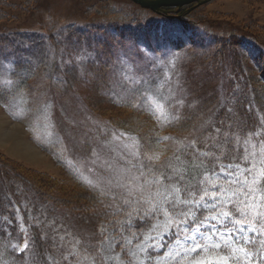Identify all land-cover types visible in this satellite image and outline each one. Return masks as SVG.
Instances as JSON below:
<instances>
[{
  "label": "rangeland",
  "instance_id": "374dc122",
  "mask_svg": "<svg viewBox=\"0 0 264 264\" xmlns=\"http://www.w3.org/2000/svg\"><path fill=\"white\" fill-rule=\"evenodd\" d=\"M201 5L198 13L189 22H185L179 20V15L176 14H171V18L151 15V12L156 11L133 0H0V33L46 29L50 22L55 23V30L64 26L65 32H68L69 24H78L76 21L88 19L87 16L93 15L97 8L102 19H111L107 12H122L126 20L135 21L131 25L124 23L117 27L106 19L109 25L106 30L93 32L105 38V41L110 40L106 45L108 44L107 47L116 56L107 80L94 79L96 73L94 74L88 63L93 59V47L83 45L76 51L72 48L69 51L68 40L58 47L56 79L64 82L58 83L60 86L54 96L49 92L46 104L35 108L26 102L22 93L14 109L19 117L32 122V128L41 140L48 141L58 136L62 138L66 163L87 182L106 192L104 204L110 206L111 210L107 214L101 212V207L97 208L99 204L87 215L76 217L69 212L59 214L51 210L50 206L47 208L46 205H33L31 198L23 196L21 190L27 187V180L7 161L13 162L15 166L14 162H22L41 170V173L52 177V180H64L66 183H70V180L66 170L35 143L27 123L16 120L0 103L2 164L9 169L10 181L22 194L23 203L34 218L33 223L44 229V236L51 238L57 244L59 253L71 258L73 264H139L137 256L143 259L135 247L138 241L132 236L138 230L133 228L129 231L124 225L127 216L124 212L117 211L123 207L122 200L126 195L122 188L116 187L127 180V174L120 170L130 169L133 174L139 175L141 169L138 166L145 165L140 154L132 155L133 151L139 152L140 140L135 133L117 127L115 129L114 126L115 130L108 132L106 125L91 109L110 118L112 114L130 113L128 107H119L122 100H130L145 117L150 115L161 122L179 118L190 107L185 105L188 104L186 98L191 95L209 90L225 93L226 84H212L205 73H195L194 69L197 67H194L193 62L183 60V54L176 49L181 44L191 46L195 39H208V32L201 31V28L207 30V27L214 26L218 30L237 32V49L253 68L252 74L264 78V41L260 44L246 35L255 33L264 40V0H211ZM184 6L192 7L190 4L182 7ZM190 8L187 11L192 10ZM119 15L114 16L119 18ZM11 62L2 61L7 66H11ZM6 68L0 74V82L9 83L10 68ZM65 83L68 85H64ZM98 124L104 128L102 131L97 127ZM94 132L96 135L92 137ZM262 133L263 130L258 129L244 139L249 151L257 154V162L264 160ZM85 138L90 140L91 149L84 142L80 144ZM74 142L79 144L76 149H73ZM133 145L135 148L130 150ZM173 146L176 148V143ZM179 158L176 157L174 165L171 166L172 171L181 170L182 160ZM142 170L145 173L148 171L146 167ZM154 173L157 176L165 175L155 171ZM221 178H224L223 174ZM259 187L264 189V179ZM257 195L264 197V192ZM3 218L11 219L8 216ZM210 227L211 225L204 224L201 230ZM9 228L6 224L8 233H11ZM22 228L27 230L25 224ZM144 231L147 232L146 229ZM73 249L79 253L76 259L69 255ZM150 254L156 264H177L176 261L168 259L167 248L155 249ZM2 256L0 252V264H3ZM103 257L111 259L105 260ZM229 261L230 264H243L242 259L234 257H229Z\"/></svg>",
  "mask_w": 264,
  "mask_h": 264
},
{
  "label": "trees",
  "instance_id": "16d2710c",
  "mask_svg": "<svg viewBox=\"0 0 264 264\" xmlns=\"http://www.w3.org/2000/svg\"><path fill=\"white\" fill-rule=\"evenodd\" d=\"M201 6L190 11H187L190 6L181 8L164 6L162 13L151 12V15H165L171 18L176 14L179 15L177 16L179 20L189 22V19L198 13ZM98 9H95L94 14L90 17L87 16L88 19L81 22L76 21L78 24L75 22L69 24L68 32H65L64 26L60 27V30H55V23L50 22L46 29L0 33V74H3L6 67L10 68L11 80L9 83L0 82V91H2L0 103L16 120L27 123L32 139L66 170L70 183H66L64 180H52V177L41 173V170L34 169L22 162H14L16 166L13 165V162L7 161V163L27 180V187L23 188L21 193L23 196L27 195L31 198L30 201L33 205H46L47 208L50 206L51 210H55L59 214L69 212L76 217L90 214L97 204H99L97 208L101 207V212L107 214L110 206L104 204L105 198H107L106 192L97 187L90 188L89 182L66 163V153L60 136L48 141L41 140L32 128V122L22 116L19 117L14 109L22 93L25 95L26 102L35 108L46 104L49 92L52 93L51 96H54L57 87L60 86L58 83L64 82L56 79L58 47L68 40L69 51L70 48L76 51L83 45L93 47V59H90L88 63L94 74L96 73L94 79L107 80L111 66L116 61V56L113 50L107 47L108 44L106 45V42L110 40L106 39L105 41V38L103 39L93 32L106 30V27L109 26L106 19L117 27L124 23L131 25L135 21L126 20L122 12L115 13L114 11V14L106 13L107 16L110 15L111 19L109 17L102 19ZM115 14H120L119 18L115 17ZM200 30L207 31L206 35L209 38L195 39L191 42V46L181 44L176 49L183 54V60L188 63L193 62L194 67H197L194 69L195 73H205L212 84H226L225 93L209 90L191 95L192 97L188 95L190 99L186 98L188 104L185 106L190 107L179 115L178 119L161 122L151 118L150 115L145 117L130 100H122L119 106L121 108L128 107L130 113L112 114L109 116L110 118L97 114L91 109L92 113L106 125L108 132L117 127L129 130L138 136L140 140L139 154L147 170L151 168L153 172L171 175V166L179 156V159L182 160L180 162L181 171L190 184L198 183L202 177L203 165L207 164L209 160L207 157H199L191 149L185 151L190 141H195L196 148L200 151H207L214 142H222L225 133L229 137L235 136L240 139V145H236L233 140L232 146L224 148L227 158L220 157V162H234L238 160H234L233 157H242L244 154L242 149L246 147L245 138L253 135L258 129H262L264 133V78L252 74L253 68L237 49L239 34L231 30H218L214 26L213 28L207 27V30L204 28ZM246 35L257 43L261 44V41H264L255 33ZM262 45L264 46V44ZM1 59L11 60V66L2 63ZM63 79L65 80V78ZM97 127L100 131L104 129L101 128V124H98ZM217 128L220 129L219 134L216 132ZM95 135L94 132L92 137ZM262 137L264 138V136ZM82 142L91 149L90 140L85 138L80 141V144ZM173 143H176V148ZM78 145L74 142L73 149H76ZM213 151L215 156H220L219 151ZM1 155L3 154L0 153V195L10 196L16 207L20 208L23 203L22 194L15 189L13 182L10 181L9 169L4 163V165L2 164ZM148 157H153V159L148 160ZM5 204L10 209L6 200ZM4 216L11 218L10 210L6 211ZM3 217L0 219H4ZM20 217V225L17 228H9L11 233H8L6 224L0 227V252L3 254V264H73V261H70L71 258H68L67 261L64 259L65 255L59 253L57 244L53 243L51 238L44 236L43 228L28 226L23 208H20ZM77 221L79 222V220ZM23 224L26 225L27 230L21 234L19 229ZM25 244L29 246L27 250H23Z\"/></svg>",
  "mask_w": 264,
  "mask_h": 264
},
{
  "label": "snow or ice",
  "instance_id": "6c2138e0",
  "mask_svg": "<svg viewBox=\"0 0 264 264\" xmlns=\"http://www.w3.org/2000/svg\"><path fill=\"white\" fill-rule=\"evenodd\" d=\"M216 132L219 134L220 129ZM233 140L240 145L239 138L225 133L224 140L214 142L207 151L196 148L195 141L189 142L185 151L191 149L199 157L209 158L197 184L188 183L180 169L173 170L171 175L159 176L151 168L145 173L142 169L146 165L138 166L139 175L130 169L120 170L127 174V180L116 187L124 190L126 198L117 211L127 216L124 225L129 231L138 230L132 236L138 241L135 247L143 256V259L137 256L139 264H156L150 253L158 248H167L168 259L177 264H230L229 257L242 259L243 264H264V197L257 195L264 192L259 187L264 179V160L257 162V154L244 147L242 157H233L239 162L221 163V156L227 158L224 148L232 146ZM213 150L219 151L220 156H215ZM132 155L138 156L139 152L133 151ZM88 186L97 187L90 182ZM20 208L24 210L28 226L39 227L33 223L27 206L21 203ZM20 208L10 196L0 195V217L8 210L11 214V219H0V227L7 224L17 228L21 223ZM204 224L211 227L202 231ZM19 230L21 234L26 231ZM28 247L25 244L23 250ZM224 252L228 255H221ZM236 253L242 255L236 256ZM69 255L76 259L79 253L73 249ZM64 259L67 261L68 257Z\"/></svg>",
  "mask_w": 264,
  "mask_h": 264
},
{
  "label": "water",
  "instance_id": "95a60500",
  "mask_svg": "<svg viewBox=\"0 0 264 264\" xmlns=\"http://www.w3.org/2000/svg\"><path fill=\"white\" fill-rule=\"evenodd\" d=\"M143 7L151 8L154 11L158 13H162L164 6H176L178 8H181L183 5L186 4H193V6L190 9H193L196 6H199L203 3H207L211 0H133Z\"/></svg>",
  "mask_w": 264,
  "mask_h": 264
}]
</instances>
